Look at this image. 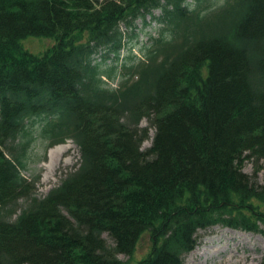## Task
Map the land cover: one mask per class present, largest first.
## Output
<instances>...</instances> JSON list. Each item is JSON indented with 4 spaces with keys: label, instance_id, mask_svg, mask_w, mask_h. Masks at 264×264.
Instances as JSON below:
<instances>
[{
    "label": "trees",
    "instance_id": "16d2710c",
    "mask_svg": "<svg viewBox=\"0 0 264 264\" xmlns=\"http://www.w3.org/2000/svg\"><path fill=\"white\" fill-rule=\"evenodd\" d=\"M188 1L0 0V264H122L148 233L144 264H184L199 229L260 231L264 0ZM147 16L159 37L120 64ZM67 139L79 167L39 197L35 143Z\"/></svg>",
    "mask_w": 264,
    "mask_h": 264
},
{
    "label": "rangeland",
    "instance_id": "374dc122",
    "mask_svg": "<svg viewBox=\"0 0 264 264\" xmlns=\"http://www.w3.org/2000/svg\"><path fill=\"white\" fill-rule=\"evenodd\" d=\"M188 2L192 8L197 5L196 0H189ZM225 2L226 0H213L212 7L221 6ZM160 13L161 11H156L154 15L159 16ZM146 22L144 23L141 19L138 20L135 22L133 29L125 25L121 26L124 35V49L121 60L127 59L128 54L131 53V55L136 57V61L138 62L143 57L141 48L144 44L151 45V39L159 36L162 27L157 24L156 20L148 16L146 17ZM22 44L29 52L40 55L53 47L55 42L49 38L29 37L23 40ZM109 83L111 87H118L117 82L113 83L110 81ZM141 127H150L148 120L144 119ZM154 132L155 130L151 128L149 140L145 141L142 145L143 150L151 146ZM65 144L71 145V147H58L60 145L65 146ZM60 145L46 147V144L41 140L35 143L28 169L23 175L30 180L39 178L35 184L39 197H45L50 190L60 184L62 178L79 167L80 153L76 144L71 140H67ZM254 168L252 160H248L243 170L246 174L253 175ZM258 177L259 182L263 183L264 170L259 173ZM260 228L264 231L263 225ZM104 237L108 243H113L107 235ZM229 238L233 241L228 240ZM235 242L239 244L238 247L233 246ZM152 246V235L149 233L144 234L133 256L120 255L119 258L122 259V264H144L143 261L147 259ZM197 247L204 248L207 254L204 256H191L189 254L185 258L184 264H228V256L232 255L234 250L239 252V256L231 264H258L264 259V233L245 232L219 225L208 230H200Z\"/></svg>",
    "mask_w": 264,
    "mask_h": 264
},
{
    "label": "bare ground",
    "instance_id": "6f19581e",
    "mask_svg": "<svg viewBox=\"0 0 264 264\" xmlns=\"http://www.w3.org/2000/svg\"><path fill=\"white\" fill-rule=\"evenodd\" d=\"M58 147H65V148H69V147H71V145H62V146H58ZM228 240H230V241H233L231 238H229ZM238 243H234L233 244V246L235 247H238ZM207 254V251L204 249V248H202V247H197L192 253H191V256H204V255H206ZM238 254V252L237 251H235L234 250V252H233V254L232 255H229L228 256V261H227V263L228 264H231L232 263V261L234 260V258H235V255H237Z\"/></svg>",
    "mask_w": 264,
    "mask_h": 264
}]
</instances>
